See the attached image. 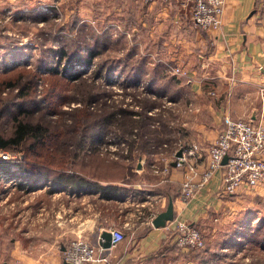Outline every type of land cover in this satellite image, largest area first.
Wrapping results in <instances>:
<instances>
[{
    "label": "rangeland",
    "instance_id": "1",
    "mask_svg": "<svg viewBox=\"0 0 264 264\" xmlns=\"http://www.w3.org/2000/svg\"><path fill=\"white\" fill-rule=\"evenodd\" d=\"M1 4L0 75L17 69L34 72L33 96L50 101L53 106V110L45 112L48 123H70L69 114L81 106L98 114L102 109L109 115L101 128H91L101 132L97 138L88 134L68 145L65 164L73 155L94 152L108 160L128 163L122 176L129 179L137 170L136 165L149 163L156 152L170 157L175 141L182 146L191 144L192 141L186 143L182 133L187 127L185 117L198 111L187 88L190 68L198 57L195 52L180 56L174 51V44L163 43L162 35L170 30L168 25L159 26L150 34L149 24L140 23L132 34L131 26L119 21V8L127 5L124 0L32 1L3 8ZM89 28L98 34L108 30L110 39L102 51L92 56L81 42L91 41ZM75 44H79L77 51L81 55L74 59ZM128 50L132 58L124 57ZM175 66L180 72L171 69ZM154 71L157 79L151 87H164L168 93L172 89L173 98L161 89L149 87V76ZM213 85L202 86L201 100L217 101ZM10 88L4 85L2 93ZM60 93L63 96H57ZM245 102L260 113L261 101ZM247 114L240 118H250ZM10 126L4 118V131ZM119 140L128 146L123 156L119 145L116 158L100 148ZM163 142L166 147L158 148ZM9 149L15 154L20 152L15 147ZM17 178H21V173L15 168L0 167V264L10 261L11 240L19 232L20 195L26 191L19 187ZM206 209L195 225L203 239V247L194 249L196 254L211 264H264L263 184L241 187Z\"/></svg>",
    "mask_w": 264,
    "mask_h": 264
},
{
    "label": "crops",
    "instance_id": "2",
    "mask_svg": "<svg viewBox=\"0 0 264 264\" xmlns=\"http://www.w3.org/2000/svg\"><path fill=\"white\" fill-rule=\"evenodd\" d=\"M32 1L59 0H0V4L3 8ZM129 1L135 4L137 23L149 24L150 34L168 25L163 43L174 44L180 56L197 53L187 88L198 111L185 117L187 127L182 137L198 146L197 168L201 169L205 148L220 129L223 115L235 118L248 113L251 119H244L264 121V14L259 1L223 0L220 23L214 30L191 25L186 0H124ZM204 80L214 83L217 101L201 100L202 86L208 87ZM245 101H261L260 113ZM150 162L137 164L133 177L113 182L115 188L104 193L94 185L76 190L56 187L48 180L30 181L32 188L20 195L18 237L11 240L10 261L3 262L62 264L61 250L69 238L80 236L95 243L102 229L117 226L123 239L102 249L105 261L87 264H191L182 252L186 248H177L173 241L171 220L154 227L150 222L154 215L150 219L147 216L163 210L171 199L172 217L196 225L212 202L229 195L218 193L220 171H213L194 196L183 202L178 197L182 169L170 162L165 179L159 180L151 174ZM137 210L142 211L138 217Z\"/></svg>",
    "mask_w": 264,
    "mask_h": 264
},
{
    "label": "trees",
    "instance_id": "3",
    "mask_svg": "<svg viewBox=\"0 0 264 264\" xmlns=\"http://www.w3.org/2000/svg\"><path fill=\"white\" fill-rule=\"evenodd\" d=\"M132 5L135 6L129 1L124 8H119L118 12L120 13L119 21L124 26H131L133 34L140 26L137 23L138 19L134 16ZM88 31L91 41L81 40V42L87 49L86 53L92 56L94 53L102 51L110 39L108 30L101 34L91 28ZM81 35L79 32V36ZM78 46L79 44H75L73 47V50H76L74 59L81 55L77 51ZM131 56L133 55L130 50L125 52L124 57L132 58ZM153 73L155 76L152 72L149 76V87L156 83V71ZM34 78V72L24 69L0 75V148L11 151L9 147H15L20 151L15 154L14 160H0V167L7 168L15 164L16 170L21 173V176H26L28 179L24 190L32 188L29 186L30 181L42 179L50 181L56 187H69L78 190L94 185L100 187L103 193L110 192L115 188V185L112 184L114 181L124 180L122 175L127 170L128 163L122 160H108L94 152L81 156L73 155L66 164L64 161L68 153L67 147L71 142L79 141L88 134L95 138L99 136L101 132L97 129L91 130V128L94 126L101 128L109 117L108 113L105 115L101 109L98 114L97 111H90L87 107L81 106L75 109L73 114L72 112L69 114L70 123H48L44 117L45 112L53 110V106L50 101L33 96L31 89L34 86ZM203 83H210V81L204 80ZM4 85H9L12 88L2 93ZM59 88L63 87L59 85ZM151 88L161 89L164 94L167 93L171 98L174 97V94H171L172 89L168 93L169 90L164 87L153 85ZM57 96L61 97L63 93ZM37 111L38 113L35 115L34 113ZM4 118L10 121L11 126L8 131H4L3 128ZM50 148L53 151L48 150ZM100 181L104 183L100 184ZM19 187H23V184L19 183ZM176 247L178 248V246ZM184 248L186 250L182 252L191 264H211L206 258L196 254V249Z\"/></svg>",
    "mask_w": 264,
    "mask_h": 264
},
{
    "label": "built area",
    "instance_id": "4",
    "mask_svg": "<svg viewBox=\"0 0 264 264\" xmlns=\"http://www.w3.org/2000/svg\"><path fill=\"white\" fill-rule=\"evenodd\" d=\"M169 2L170 0H141L143 3ZM190 4L189 19L191 25L201 30H214L219 26L223 7V0H186ZM259 1V8L264 14V0ZM175 72H180L177 66L172 67ZM191 108L188 103V109ZM120 146L121 155H125L127 145L123 140L119 142H109L100 147L106 150L111 157L116 158L117 146ZM163 142L158 148H165ZM179 150V155L176 151ZM223 156H226L224 163H221ZM13 151L0 148V160H14ZM199 158V148L195 144L181 145L179 141L174 142L170 157L156 152L155 157L150 162V171L156 179H165L170 167L182 169V178L179 184L178 197L186 202L191 199L199 188L208 180L213 171L219 170V194H231L241 187H253L264 185V126L260 120L251 121L240 117H230L223 115L222 125L214 138L205 148L204 165L197 168ZM15 164L11 165V168ZM19 183L26 186L27 177L17 178ZM12 182H15L12 180ZM128 200H131L129 198ZM142 211L137 210V217ZM150 219L154 212H149ZM151 220V219H150ZM170 230L173 241L178 247H190L201 249L203 239L199 230L179 217H172ZM165 225V223H164ZM110 232V244L114 245L123 239V232L116 227H107ZM100 237L97 236L95 243H91L83 237L74 236L69 238L61 250V258L70 264H87L88 262L105 261V255H101L102 248L98 244ZM110 245V246H111Z\"/></svg>",
    "mask_w": 264,
    "mask_h": 264
},
{
    "label": "water",
    "instance_id": "5",
    "mask_svg": "<svg viewBox=\"0 0 264 264\" xmlns=\"http://www.w3.org/2000/svg\"><path fill=\"white\" fill-rule=\"evenodd\" d=\"M180 151H176V155H179ZM226 160V156H223L221 159V163H224ZM173 165V162H171ZM172 218V207H171V199H168L166 206L163 210L158 211L150 220L152 226L158 227L164 225V223ZM100 240H98V244L104 248L107 249L110 247V232L108 229H102L99 232ZM1 264H6L5 262H2ZM62 264H70L69 262L62 261Z\"/></svg>",
    "mask_w": 264,
    "mask_h": 264
},
{
    "label": "bare ground",
    "instance_id": "6",
    "mask_svg": "<svg viewBox=\"0 0 264 264\" xmlns=\"http://www.w3.org/2000/svg\"><path fill=\"white\" fill-rule=\"evenodd\" d=\"M11 178V177H10Z\"/></svg>",
    "mask_w": 264,
    "mask_h": 264
}]
</instances>
